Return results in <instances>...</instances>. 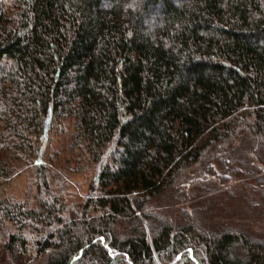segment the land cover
<instances>
[{
	"label": "trees",
	"instance_id": "1",
	"mask_svg": "<svg viewBox=\"0 0 264 264\" xmlns=\"http://www.w3.org/2000/svg\"><path fill=\"white\" fill-rule=\"evenodd\" d=\"M235 162L264 165V0H0V264H264L158 201Z\"/></svg>",
	"mask_w": 264,
	"mask_h": 264
},
{
	"label": "rangeland",
	"instance_id": "2",
	"mask_svg": "<svg viewBox=\"0 0 264 264\" xmlns=\"http://www.w3.org/2000/svg\"><path fill=\"white\" fill-rule=\"evenodd\" d=\"M66 139L67 136L58 137L55 146H65ZM229 165L220 168L216 166L219 175L207 172L208 174L205 173L207 175L202 176V184H194L191 180L190 183L181 186L180 198L168 193L158 200L159 204L169 206L173 210L179 208L194 213H196L194 206L198 205L200 217L207 222H215L217 225H239L255 234L264 235V196L260 190L262 189L264 193V183L259 181V178L264 177V165L257 166L261 173L256 176L244 173V170L248 172V168H242L240 162H235L233 169L238 166L237 168L239 170L242 168L243 172L232 174V167ZM221 174L229 175L231 178L225 179ZM88 180L85 175H74L73 181L76 186L73 188L83 195L86 194ZM17 181L18 185L15 188L22 187L26 177L22 176Z\"/></svg>",
	"mask_w": 264,
	"mask_h": 264
}]
</instances>
